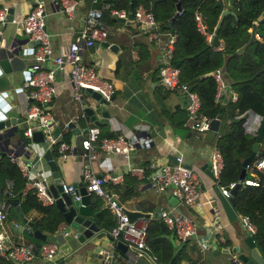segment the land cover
Listing matches in <instances>:
<instances>
[{
    "label": "crops",
    "instance_id": "0c3cea01",
    "mask_svg": "<svg viewBox=\"0 0 264 264\" xmlns=\"http://www.w3.org/2000/svg\"><path fill=\"white\" fill-rule=\"evenodd\" d=\"M31 1L0 0V8L3 6L13 8L11 20L4 19L0 22V57H5L6 60L0 58L1 102L2 106H12L13 112L16 113L14 119L16 122L21 120L12 127L10 119H6V129H0V152H4L3 156L16 165L24 179L18 191L21 192L19 198L12 195L15 183L8 177L1 179L0 187L4 198L17 200L22 212L20 214L15 205L8 201L10 210L7 214L10 220L5 219L4 228L12 243H31L40 246L45 241H53L58 244L59 251L50 260L37 255L34 260L23 264H169L171 258L175 261L178 253L180 257L174 264H241L235 261L232 254L222 251L239 243L242 244L246 233L240 223V214L234 207L233 196L226 197L221 194L215 178L203 167L205 163L210 162L212 149L217 137L225 128L227 119L221 115L218 131L192 130L186 116V101L182 92L168 90L158 83L157 69L162 55V46L172 35L168 31L161 30L158 20L154 30L158 34L156 42L148 37V32L151 30L141 27L133 17L128 20L126 16V21H121L122 17L111 15L109 12L103 13L102 19L108 26L105 40L108 45L99 42L84 48L82 61L86 66H92L100 77L113 84V96L110 101L104 103L107 114L100 111L101 105H97L98 102L91 94L84 95L81 105L74 103L66 65L64 71L57 77V81L62 85L59 92L47 104V110L54 116V127L59 128V132L54 133L53 127L52 135L59 140L63 139L73 144L72 153L62 157L55 147L47 145L46 136L42 131L44 143H34L31 136L30 141L27 140V146L25 148L21 146L20 140L23 138L25 127V110L31 102L25 95L29 92L25 81L28 72L30 73L32 62V52L27 46L28 40L22 29L21 19L28 12ZM61 1L44 0L45 26L50 33L52 56L60 55L66 50L73 40V34L82 26L83 16L89 7H101L103 4H108L110 8H114L103 0H76L75 16L69 20L60 12ZM221 2V5H224L223 13L233 12L232 14L235 15V11L228 8L230 0H221ZM115 8L126 11L127 15L131 11L129 8L128 10ZM148 8L152 11L151 4ZM164 8L169 10V6H164ZM175 11L176 5L174 13ZM131 13L133 15L132 11ZM196 13H200L205 22L199 9L195 11ZM216 29L219 31L217 26L210 30L213 35ZM217 45L223 46V39L219 35ZM240 45V43L236 44L237 47ZM211 46L213 48L214 45ZM213 50L220 49L213 48ZM237 68L243 72L250 70L241 62L237 63ZM218 69L224 82L221 69ZM229 93H231V98L233 93L236 94L232 89H229ZM86 107L94 108L95 119L91 118L85 110ZM248 113L247 121L253 120L257 115L251 113L250 110ZM71 119H74L75 128L79 130L81 136L90 126L95 125L99 128L98 140L89 151L95 155L91 163L92 169L96 174L106 178L103 183L104 191L113 194L119 203L131 210L138 207L141 212L152 214L156 209H166L172 215H188L198 223V234L220 226L217 233L224 237L225 242L222 247L214 251H200L195 239L180 242L164 222L158 220L163 223L166 231L159 234L156 228L153 233L158 234V237L162 239L160 245L163 248L172 251V257L167 263H163L162 259L158 262L150 248L140 251L126 246V249L122 250L117 247V241L114 242L106 227L113 223L114 215L105 206L104 200L93 192L90 193L93 212L90 218L96 222L100 230L84 241H79L74 237L55 203L53 204L58 210H56L58 213L54 210L55 214L62 219L53 232L50 230V225L45 224L42 212L35 208L22 210L21 202L26 191L34 190L30 185L32 178L43 176L49 184L53 181L48 162L43 158L48 149L52 160L56 162L63 183L71 184L74 188L79 184L86 186L82 175V160L86 151L78 142L77 134L67 126L68 122H72ZM9 127L12 130L11 133L7 131ZM117 135H123L130 140L147 136L149 142L138 144L128 155L106 154L99 148L98 143L101 138ZM12 154L20 156L21 160L29 165L28 176L23 175L18 165L10 160ZM36 155L38 158L34 161ZM3 156L0 155V160ZM177 156H181L185 165L191 167L197 175L200 189L203 192L201 195L203 201L200 205L182 204L173 196L170 186L158 190L152 185L153 176L159 174L164 164H174ZM137 168H142V171H137ZM37 172H40L39 175ZM7 184L12 190L11 195L7 193ZM70 194L73 195V193ZM104 210L108 212V215L102 213ZM144 218L139 216L135 220L140 222ZM62 224L64 227L61 230ZM33 228L44 234L45 238L35 236ZM64 231H68V234L63 235ZM171 234L174 235L173 240L170 239ZM165 239L169 241L170 247ZM97 248L106 250L114 248L118 257L111 262H106L103 257L96 255ZM3 262L6 263L4 259Z\"/></svg>",
    "mask_w": 264,
    "mask_h": 264
},
{
    "label": "built area",
    "instance_id": "2783aa9c",
    "mask_svg": "<svg viewBox=\"0 0 264 264\" xmlns=\"http://www.w3.org/2000/svg\"><path fill=\"white\" fill-rule=\"evenodd\" d=\"M7 10V6L0 8V22L5 19ZM106 10L109 14L120 18H126L127 16L126 11L110 8L108 4H103L101 7H89L83 16L82 26L73 34V40L68 44L66 50L60 55L52 56L50 33L45 26V2L44 0L31 1L28 12L21 19V26L26 38L28 42L33 43L32 46H29V48H32L31 70L30 73L28 72L25 81V86L29 88V92L25 95L31 102L25 110L22 147L27 146V140L30 141L33 130L39 129L46 136L47 145L55 147L62 157L72 153L73 144L63 139L59 140L52 135L55 120L52 113L47 110V104L59 92L62 85L57 81V77L59 73L64 71L66 65L68 66V82L73 90L72 98L75 104L81 105L84 95L92 92H97L105 101L111 100L113 96L112 82L100 77L92 66H86L82 61L84 48L106 40L108 26L102 19ZM60 12L66 19L72 20L76 12V0H62ZM133 18L141 27L151 30L148 32V37L151 41L155 40L157 42L158 34L154 31L157 23L151 9L137 6L133 12ZM194 20L197 31L211 45L213 32L207 28L201 14L196 13ZM34 42L38 43L35 44ZM174 43L175 36L170 35L162 46V55L157 69L158 83L168 90H177L184 93L186 98L185 111L191 129L199 132L206 131L215 116L199 118L201 100L194 88L188 90L190 83L179 81L180 68L172 61ZM213 48L221 49L223 46L217 45ZM214 79L217 83L214 99L217 101L225 86L219 69L214 72ZM235 99L236 94L233 93L232 100ZM261 119L262 115L257 114L253 120L247 121L246 132L255 136ZM73 120L70 121L74 122ZM98 134L99 128L95 125L88 127L82 133L81 147L86 151L83 154L82 175L86 181L87 193L98 194L104 200L108 210L114 215L115 224L109 230V235L114 242L121 240L130 248L145 251L148 249L146 235L149 226L154 220H162L180 242H186L193 238L200 251H214L222 247L225 240L222 235L217 233L220 226L198 234V223L188 215H172L166 209H156L140 222L131 221L125 213L123 205L118 202L115 196L104 191L103 183L106 178L103 175L96 174L91 167L95 155L89 150L94 147V143L98 140ZM99 141V148L106 154L128 155L138 144L148 143L149 139L145 136L130 140L123 135H117L116 137L101 138ZM10 160L18 165L23 175L28 176L29 165L24 163L20 156L12 154ZM209 165L217 182L223 167V158L216 147L212 149ZM244 169V176L240 180H233L227 185H218L221 194L230 197L231 190L234 188L259 186L264 182V152L250 161ZM137 171L141 172L142 168H137ZM39 173L37 172L38 175ZM30 185L41 204L51 205L55 202V197L49 191V183L45 177L32 178ZM152 185L158 190L170 186L173 196L179 202L188 206L200 205L203 201L201 197L203 192L200 189L197 175L191 167L185 165L181 156L176 157L174 164H164L160 168L159 174L153 176ZM7 186V193L11 195L10 185L7 184ZM62 190L74 195L75 188L71 184L62 182ZM75 198L79 199L80 196L76 195ZM9 207L10 203L5 198L0 200V258L6 261L5 264H23L34 260L37 255L46 260L52 259L59 251L56 242L45 241L40 246H36L31 243L15 244L10 241L4 228V221ZM239 218L245 231L253 235L256 232V226L250 217L246 214H240ZM63 227L62 224L61 230ZM67 234L68 231L63 232V235ZM95 253L97 256L103 257L106 262H111L118 257V253L115 252L114 248L111 250L97 248Z\"/></svg>",
    "mask_w": 264,
    "mask_h": 264
},
{
    "label": "trees",
    "instance_id": "16d2710c",
    "mask_svg": "<svg viewBox=\"0 0 264 264\" xmlns=\"http://www.w3.org/2000/svg\"><path fill=\"white\" fill-rule=\"evenodd\" d=\"M103 1L110 3L114 8L128 10L129 0ZM179 2L182 11L172 21L170 28H167L166 24L173 16L174 0H132L131 11L134 12L139 5L148 8L151 4L161 30L168 31L175 36L172 61L176 64V61L182 60L180 64H176L180 68L179 81L195 84L194 90L201 100L199 118L222 115L227 119L225 128L217 137L214 145L223 158V167L216 184L227 185L233 180H238L242 170V161L250 154L251 145L256 138V135H251L245 130L249 117L248 110L254 114H264V18L257 21V17L264 10V0H230L228 8L234 10L235 15L230 12L223 13L224 5H221L218 0H179ZM164 6H169V10ZM197 9L202 12L209 30L216 26L219 28L218 35L223 39L221 50H213L204 36L197 31L194 20ZM253 22L257 23L255 32L259 39L250 43L244 53L236 55V44L248 41ZM239 62L250 70L244 72L238 70L237 63ZM218 68L221 69L224 83L228 87L223 88L220 98L216 101L214 95L217 83L214 79V72ZM207 73L211 75L200 79ZM229 89L236 92L235 100H232ZM262 143H264V134L258 148V155L264 152ZM6 177L15 183L12 195L19 198L21 192L18 191L24 179L16 165L3 156L0 160V182ZM233 204L238 214L248 215L255 224L256 232L252 236L257 249L264 257V182L259 186H239L234 193ZM21 207L24 211L35 208L42 212L45 224L50 225L51 232L62 219L56 216L57 209L54 204H41L34 190L26 191ZM102 213L108 215L105 210ZM113 220V223L106 226L109 230L115 224V219ZM156 228L159 234L166 231L161 221H154L148 228L146 245L156 255L158 262L162 259L163 263H167L172 257V251L160 245L162 239L158 237V234L153 233ZM165 242L170 247L167 239ZM179 257L178 253L175 261H178ZM0 264H3L2 258H0Z\"/></svg>",
    "mask_w": 264,
    "mask_h": 264
},
{
    "label": "water",
    "instance_id": "95a60500",
    "mask_svg": "<svg viewBox=\"0 0 264 264\" xmlns=\"http://www.w3.org/2000/svg\"><path fill=\"white\" fill-rule=\"evenodd\" d=\"M220 4H222L221 0H218ZM175 5H176V11L173 14L171 20H169L166 24L167 28L171 27L172 21L178 16V14L182 11V6L179 2V0H175ZM129 10L132 9V0H129L128 4ZM12 7L8 8L7 10V15L5 20L10 21L11 20V15H12ZM227 12V11H225ZM233 13V12H232ZM133 15L131 11L128 13L127 18L128 20L132 19ZM264 18V10L259 14L257 17V21H260ZM121 21H126L125 18H121ZM256 22L252 23V26L250 28V37L247 42L241 44L238 46L235 50L236 55H240L244 53L245 48L252 43L253 41L258 40L259 38L256 35ZM37 44L38 42H34ZM100 43H104L105 45H108L107 42L102 41ZM218 44V30H215V34L213 35V39L211 42V45L217 46ZM32 42H28V47L32 46ZM29 51H32V48H29ZM1 60H5V57H0ZM182 60L176 61V64H180ZM211 73H207L203 76H201L200 79H203L206 76H210ZM194 83L190 84L188 87V90H191L194 88ZM184 98L185 94L182 93ZM91 96L95 98V100L98 102L97 105L100 106V111L104 114H107V111L105 110L104 103L106 102L103 98L100 97V95L97 92H92ZM1 95H0V129H4L6 126V119H10L12 123V127L16 126L20 121L16 122L15 116L16 113L13 112L12 106L7 107L2 106L1 102ZM186 101V98H185ZM85 110L88 112V114L91 116L92 119H95L96 114L95 110L93 107H86ZM220 118L221 115H217L214 119L211 120V122L208 125V129L213 130V131H218L219 129V124H220ZM97 124V122H95ZM67 126L73 130L75 134H77V140L79 143H81L82 136L79 132L78 129L75 128V124L73 122H68ZM6 129V128H5ZM7 131L9 133L12 132V130L7 128ZM54 133L59 132V128L57 126L54 127L53 129ZM264 134V114L262 115L261 122L258 126V130L256 133V138L255 141L251 145V152L250 154L245 157L242 161V170L239 174L238 180H240L245 173L244 167L252 161L257 155H258V146L259 143L261 142ZM32 139L34 143H44V137L41 131L39 130H34L32 134ZM22 142V139L20 140V143ZM23 146V145H22ZM4 155V152H0V155ZM38 155L35 156L34 161L37 160ZM43 158L47 160L48 166L51 170L53 181L49 184V191L52 193V195L55 197V205L58 208V210L62 213L64 222L69 226V228L72 230V233L75 238H77L79 241H84L87 238L92 237L96 232L100 230L96 222H94L90 216L93 214L92 212V205H91V195L90 193H87L86 187L77 186L74 190V196L71 195L70 193H66L62 190V180L60 178V174L57 170L56 162L52 160V155L50 150H46L45 154L43 155ZM176 161V160H175ZM207 171L212 174L209 162L205 163L204 166ZM237 188H234L231 190V196H234V193ZM76 195H79L80 198L77 199L75 198ZM4 198L3 193H2V188L0 187V200ZM11 202L12 204L15 205V208L19 210V213L21 214L22 212L19 209V205L17 203V200H7ZM123 209L125 213L127 214L128 218L133 221L135 218L142 216L146 217L149 215L148 212L143 213L139 210L138 207L135 208V210H131L128 208H125L123 206ZM6 218L10 220L9 214L6 215ZM34 232L35 236H40L41 238H45L44 234L40 233L36 228L32 229ZM74 231V232H73ZM174 235H170V239L173 240ZM117 247L121 248L122 250L126 249V244L122 242L121 240L116 242ZM224 253L232 254L235 261L240 262L241 264H264V257L262 254L257 250V247L255 245L253 236L248 234L247 232L245 233V236L242 240V244L239 243L238 245H235L230 248H225L222 250ZM176 253V252H175ZM174 258H171L169 264H174Z\"/></svg>",
    "mask_w": 264,
    "mask_h": 264
},
{
    "label": "rangeland",
    "instance_id": "374dc122",
    "mask_svg": "<svg viewBox=\"0 0 264 264\" xmlns=\"http://www.w3.org/2000/svg\"><path fill=\"white\" fill-rule=\"evenodd\" d=\"M221 49H222V48H221ZM221 49H220V50H221ZM263 144H264V143H262V145H263Z\"/></svg>",
    "mask_w": 264,
    "mask_h": 264
}]
</instances>
